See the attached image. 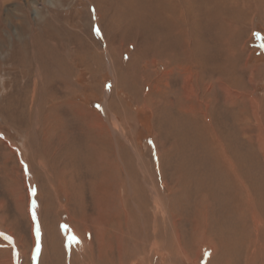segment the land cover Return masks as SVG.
<instances>
[{
    "label": "rangeland",
    "instance_id": "rangeland-1",
    "mask_svg": "<svg viewBox=\"0 0 264 264\" xmlns=\"http://www.w3.org/2000/svg\"><path fill=\"white\" fill-rule=\"evenodd\" d=\"M0 264H264V0H0Z\"/></svg>",
    "mask_w": 264,
    "mask_h": 264
},
{
    "label": "bare ground",
    "instance_id": "bare-ground-1",
    "mask_svg": "<svg viewBox=\"0 0 264 264\" xmlns=\"http://www.w3.org/2000/svg\"><path fill=\"white\" fill-rule=\"evenodd\" d=\"M71 195V194H70ZM116 202H120V204H123V205H125L124 203H123V197L121 198V195H120V197H117L116 196ZM114 199V197L113 198H110V199H108V200H106L107 201V204H113L112 202V200ZM125 200V199H124ZM158 201V200H157ZM115 203V202H114ZM96 208H100V205L99 204H97V207ZM102 210V209H101ZM104 212H105V210H104ZM126 216V215H125ZM126 218H128V216L126 217ZM125 218V219H126ZM127 220H125V222H126ZM132 221V220H131ZM111 223V222H110ZM95 229H96V235L98 234V236H100V234H102V231H101V229L100 228H97V227H95ZM101 231V232H100ZM100 232V233H99ZM71 234V233H70ZM104 235V234H103ZM74 236V235H73ZM71 237V239H72V241L74 240V237ZM69 239V238H68ZM74 242V241H73ZM91 244H90V242L88 241H86V243H82V244H80L79 246H78V248H77V250L79 251V252H82L83 254L85 253V254H87V252H91L92 250H91ZM85 249V250H84ZM84 254V255H85ZM88 255H90V256H92L90 253L88 254Z\"/></svg>",
    "mask_w": 264,
    "mask_h": 264
},
{
    "label": "snow or ice",
    "instance_id": "snow-or-ice-1",
    "mask_svg": "<svg viewBox=\"0 0 264 264\" xmlns=\"http://www.w3.org/2000/svg\"><path fill=\"white\" fill-rule=\"evenodd\" d=\"M97 31H99V30H97ZM37 234L39 235V230H37ZM37 251H39V247H37Z\"/></svg>",
    "mask_w": 264,
    "mask_h": 264
}]
</instances>
